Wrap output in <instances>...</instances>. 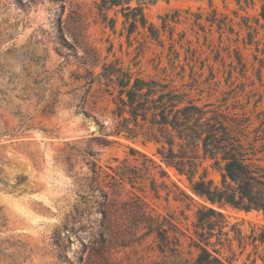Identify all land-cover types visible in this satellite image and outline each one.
<instances>
[{"label":"rangeland","instance_id":"obj_1","mask_svg":"<svg viewBox=\"0 0 264 264\" xmlns=\"http://www.w3.org/2000/svg\"><path fill=\"white\" fill-rule=\"evenodd\" d=\"M100 1L0 0V264H187L196 254V214L212 205L155 143L112 133L106 81L72 78L84 72L86 52L97 56L96 73L114 63L173 81L206 117L241 124L250 162L264 168V0H120L105 20ZM121 6L140 7L158 37L139 25L129 34ZM72 143L91 149L95 165L79 155L68 168ZM134 166L135 186L109 176ZM203 166L204 180L220 185L219 164L206 157ZM213 207L221 215L204 225L201 242L226 264H264L262 212ZM147 216L167 229L164 252Z\"/></svg>","mask_w":264,"mask_h":264},{"label":"trees","instance_id":"obj_2","mask_svg":"<svg viewBox=\"0 0 264 264\" xmlns=\"http://www.w3.org/2000/svg\"><path fill=\"white\" fill-rule=\"evenodd\" d=\"M119 1H100L98 9L104 20L107 17L104 10L120 5ZM121 9H127L123 14L125 19L123 23L129 34L139 25L147 28L151 37H158L157 29L148 24L140 7L121 6ZM260 16L264 21V6L261 7ZM208 21L212 24L215 18ZM166 24L167 21L164 19L163 28ZM109 26L114 27L112 20ZM96 58V55L86 52L81 61L84 72L72 73V78L78 83L83 82L82 85L100 82L101 78L106 81L107 91L112 95L114 104L112 133L133 141L140 138L142 142L155 143L156 153L161 160L178 173L185 175L191 184L192 192L203 200L205 198L212 205L209 207L203 205L197 211L194 225L199 229L195 230L199 240L191 238L189 244L196 249V254L185 261L187 264H226L205 246L207 244L201 242L204 241V225L211 228L210 217L215 214L221 215L213 206L229 205L247 212L257 210L264 216V168L250 162L247 136H244L240 128L237 129L241 124L234 126L227 124L225 119L216 121L214 116L206 117L204 106L197 104L189 96L188 91L180 90L173 81L133 75L129 70L114 63H103L101 71L96 73L94 70ZM50 78V75L46 76V80L50 81ZM53 100L54 98L47 102L48 110L54 106L56 101ZM93 154L91 149L81 150L76 143H72L68 145L62 160L70 168L73 160L81 155L87 164L94 166V160L87 159V156ZM206 157L219 164L220 185H213L211 180H204L203 162ZM125 161L126 158L122 162ZM200 167L203 168V174H198ZM113 171V174H109L110 178L127 181L132 186L141 178L140 170L136 166L128 170L117 167ZM161 174L165 173L161 171ZM185 197L190 199L186 194ZM143 214L144 212L141 213ZM147 219L143 222L144 227L155 233L158 249L164 252V245L169 238L167 229L151 216H147ZM172 225L174 248L170 251L178 256L177 247L180 243L176 234L178 228ZM220 233L227 234L222 233L221 228ZM261 233H264V229ZM253 238L255 240V237ZM260 240L264 241V236ZM262 260L264 261V258Z\"/></svg>","mask_w":264,"mask_h":264},{"label":"water","instance_id":"obj_3","mask_svg":"<svg viewBox=\"0 0 264 264\" xmlns=\"http://www.w3.org/2000/svg\"><path fill=\"white\" fill-rule=\"evenodd\" d=\"M94 131H95V132L98 131V126H94Z\"/></svg>","mask_w":264,"mask_h":264}]
</instances>
